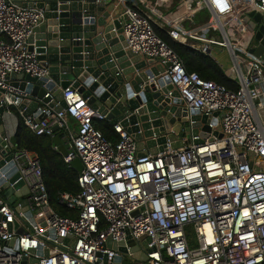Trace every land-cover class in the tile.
Masks as SVG:
<instances>
[{
    "label": "built area",
    "instance_id": "built-area-1",
    "mask_svg": "<svg viewBox=\"0 0 264 264\" xmlns=\"http://www.w3.org/2000/svg\"><path fill=\"white\" fill-rule=\"evenodd\" d=\"M102 1L111 2L93 3ZM168 1L155 3L162 7ZM114 2L125 50L160 65L159 79L168 77L172 87L165 97L172 100L176 91L188 113L207 121L195 135L190 123L183 128L187 136L180 139L181 148L173 149L166 140L155 154L139 155L133 135L120 123L111 126L116 142L95 128L106 115L76 89L62 91L61 110L47 92L48 101L41 100L32 115L22 118L36 136L52 139L57 127L67 151L63 162L71 167L79 160V193L58 197L75 217L52 209L39 160L26 150L15 151L5 136L4 149L12 153L17 175L10 187L21 184L14 190L16 199L25 200L31 216L20 212L21 203L13 208L0 199V264H115L119 253L108 243L127 247L128 241L146 257L126 256L132 264H264V67L245 57L251 35L237 19L248 7L264 20V0H186L170 26L159 24L172 41L191 49L208 54L210 46L225 49L236 75L235 91L187 72L136 0ZM199 12L205 15L197 21ZM44 20L43 9L0 0V105L7 113L19 98L28 97L13 87L12 75L49 77L27 42ZM22 188L27 193L19 196Z\"/></svg>",
    "mask_w": 264,
    "mask_h": 264
},
{
    "label": "water",
    "instance_id": "water-1",
    "mask_svg": "<svg viewBox=\"0 0 264 264\" xmlns=\"http://www.w3.org/2000/svg\"><path fill=\"white\" fill-rule=\"evenodd\" d=\"M17 1L23 7H35L45 12L44 22L34 29L27 42L29 51L36 55L42 66L47 67L49 73V77L44 79L31 78L29 75L10 77L12 80L18 78L13 87L28 95L15 103L23 117L32 115L41 100L48 101L44 99L47 92H51L55 101L59 102L57 110L65 108L62 91L71 87L87 99L94 109L106 115V121L111 126L120 123L126 128L137 142L139 155L146 154V150L155 154V147L161 150L166 140L172 143L173 149L181 148L183 128L190 123L191 134L195 135L197 128L207 121L205 116L200 117L195 111L188 113L182 107L183 103L176 91H172V100L165 97L172 87L168 77L159 79L164 71L160 65L125 50L126 44L118 20L120 12L114 9L113 0L99 3H93V0ZM237 19L241 20L253 42L245 52V57L264 62V20L248 7L237 13ZM1 99L0 94V102ZM6 115L7 112L0 105V196L13 208L21 203L23 208L20 212L30 218L25 200L16 199L18 194L14 190L21 184L10 187L17 175L12 162L13 155L4 149ZM202 130L209 131L207 126ZM52 131L55 133L52 138L54 147L61 156H66L67 151L58 128L53 127ZM10 143L16 147L14 137L10 138ZM71 167L76 173L82 170L79 160H73ZM26 193L27 190L22 188L19 196ZM46 215L49 213L46 212ZM42 221L43 218H40L37 223ZM17 226L15 222L14 228ZM18 233L23 234V231L18 230ZM108 247L119 253L115 264H122L123 259L130 254L136 260L146 261L145 255L139 254L137 247L130 241L127 247L124 243H108ZM37 254L41 255L40 252ZM31 262L35 261L32 259Z\"/></svg>",
    "mask_w": 264,
    "mask_h": 264
},
{
    "label": "trees",
    "instance_id": "trees-1",
    "mask_svg": "<svg viewBox=\"0 0 264 264\" xmlns=\"http://www.w3.org/2000/svg\"><path fill=\"white\" fill-rule=\"evenodd\" d=\"M153 30L181 60L187 72H195L204 80L213 81L225 88L235 91L238 85L228 79L219 64L210 54L202 53L185 45L172 41L164 30L152 25ZM9 111L17 118V126L14 133L16 141L15 150H26L34 154L41 166L42 178L47 191L49 204L52 209L63 217H75V212L66 209L58 203L61 193L75 195L79 193L76 171L63 162L62 156L54 149L52 139L47 136H36L24 124L23 118L16 107ZM95 128L110 141L116 142L117 137L106 121L94 123ZM1 197V196H0ZM4 199L3 197H1Z\"/></svg>",
    "mask_w": 264,
    "mask_h": 264
},
{
    "label": "crops",
    "instance_id": "crops-1",
    "mask_svg": "<svg viewBox=\"0 0 264 264\" xmlns=\"http://www.w3.org/2000/svg\"><path fill=\"white\" fill-rule=\"evenodd\" d=\"M136 1H137V5L139 8L147 10L150 13V15L152 16V19H153L152 25L160 28L159 27L160 23L163 24L165 27H168V26H170L171 23L174 22V19L179 16L178 14H176L177 8L180 5H182L186 0H170L166 4H164L162 7H159V4H156L155 0H136ZM108 4H107V6H108ZM113 5H114V9L119 10V8L116 6L115 2L113 3ZM204 15H205L204 12H199L195 15V19L197 21H199L204 17ZM209 54H210V50H209ZM216 62L218 63L217 60H216ZM218 64H219V67L224 71V73L228 77V79H230L232 81L236 76L235 71H233V68H232L233 65L228 70H224L222 68V66L220 65V63H218ZM241 68H242V70H244L243 67H241ZM18 80L19 79L17 78L14 83H17ZM18 112L22 116V114L19 110H18ZM4 121H5L4 122V133H5V135L7 137H10V138L14 137L15 129L17 126V118L9 111L7 113L6 119ZM95 123L97 124L98 122H95ZM107 123L111 127L109 122H107ZM112 136L114 137L116 135H113V133H112ZM14 150H15V148H14ZM146 152H149V151L146 150ZM0 199H2V198L0 197Z\"/></svg>",
    "mask_w": 264,
    "mask_h": 264
},
{
    "label": "rangeland",
    "instance_id": "rangeland-1",
    "mask_svg": "<svg viewBox=\"0 0 264 264\" xmlns=\"http://www.w3.org/2000/svg\"><path fill=\"white\" fill-rule=\"evenodd\" d=\"M214 35H219V33L218 34L216 33ZM251 43L253 44V42ZM209 50H210V56L214 60H217L224 70H228L232 66L231 58L225 49L223 50L218 47L210 46ZM260 63L264 67V62H260ZM242 67L245 70V67L243 65ZM184 136H187L186 132L184 133ZM122 264H132V263H130L128 258H124Z\"/></svg>",
    "mask_w": 264,
    "mask_h": 264
}]
</instances>
